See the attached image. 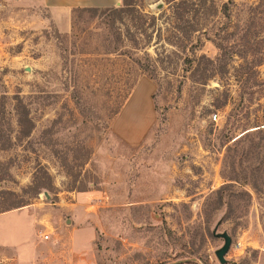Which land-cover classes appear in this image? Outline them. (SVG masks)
<instances>
[{
  "label": "rangeland",
  "instance_id": "obj_1",
  "mask_svg": "<svg viewBox=\"0 0 264 264\" xmlns=\"http://www.w3.org/2000/svg\"><path fill=\"white\" fill-rule=\"evenodd\" d=\"M52 1L0 0L6 123L16 138L15 95L34 123L0 152L10 164L0 192L24 197L34 175L48 188L0 213V264H78L72 224L94 229L80 264H220L223 233L225 264H264V0L208 1L216 12L191 35L192 49L158 47L159 59L154 44L145 50L153 75L82 55L87 35L56 29ZM132 1L155 16L167 8ZM216 43L231 52L226 65L214 62ZM127 79L132 89L113 116Z\"/></svg>",
  "mask_w": 264,
  "mask_h": 264
},
{
  "label": "trees",
  "instance_id": "obj_2",
  "mask_svg": "<svg viewBox=\"0 0 264 264\" xmlns=\"http://www.w3.org/2000/svg\"><path fill=\"white\" fill-rule=\"evenodd\" d=\"M208 1L214 5L213 0H166L167 8L157 16L142 12L132 0H122L119 7L74 8L71 11V35H67V38H77L76 33L79 32L87 35L82 43V55L100 57L99 61L101 62H108L111 57H115L116 60L125 59L137 70L153 75L152 61L145 50L154 44L155 53L159 59L158 47L168 46L172 49L171 54L185 50L186 45H190L192 49L194 43L191 40V35L199 31L198 28L216 12L215 8L206 7ZM229 1L233 3L232 0ZM220 13L224 18H229L226 4L222 5ZM92 25L95 31L91 30ZM95 37V45L92 46ZM154 38L155 42H153ZM259 40L264 44V36ZM71 45L77 47L75 42H71ZM243 45L245 47L248 42H244ZM215 46L220 52L214 61L215 64L226 65L228 55L231 54L230 50L219 43H216ZM139 52H143V58L138 57L137 53ZM86 62H89V58L86 59ZM209 62L212 63L210 60ZM215 71L213 69L209 74H206L200 80L201 84L204 85L210 77H213ZM121 79H123L122 76L118 80ZM118 83L120 87L116 96L113 116L118 114L132 89L130 79ZM7 99L6 95L0 96V152L12 148L14 140L21 141L30 137L34 130L29 106L22 97L15 95L10 100L13 102V112L18 130L16 138L12 137L14 132L9 123H6L4 112ZM4 124L7 125V128L4 127ZM9 165V163L0 162V181L10 177ZM45 175H47L46 172ZM42 189L47 190L48 188L34 175L32 184L22 190L24 197L17 196L10 191L0 192V213L28 205V201L35 198ZM10 197L13 199L10 200Z\"/></svg>",
  "mask_w": 264,
  "mask_h": 264
},
{
  "label": "crops",
  "instance_id": "obj_3",
  "mask_svg": "<svg viewBox=\"0 0 264 264\" xmlns=\"http://www.w3.org/2000/svg\"><path fill=\"white\" fill-rule=\"evenodd\" d=\"M45 1V0H44ZM119 0H53L48 4L50 18L56 29L60 32H67L70 28L71 11L74 8L83 7H114L117 6ZM74 206V205H72ZM76 206V205H75ZM78 214H74V218ZM75 222V220H74ZM72 228V253L78 259L79 263H84L83 256L86 255L87 249L91 247L94 240V229L91 225H73ZM90 264H94L91 260ZM88 262H85L89 264Z\"/></svg>",
  "mask_w": 264,
  "mask_h": 264
},
{
  "label": "water",
  "instance_id": "obj_4",
  "mask_svg": "<svg viewBox=\"0 0 264 264\" xmlns=\"http://www.w3.org/2000/svg\"><path fill=\"white\" fill-rule=\"evenodd\" d=\"M161 6H162L161 4H158L157 8L160 9ZM218 237L223 239L224 243L223 246L215 252V256L220 264H225L226 260L224 259V256L227 254V252L230 249L231 239L226 233L219 234Z\"/></svg>",
  "mask_w": 264,
  "mask_h": 264
},
{
  "label": "built area",
  "instance_id": "obj_5",
  "mask_svg": "<svg viewBox=\"0 0 264 264\" xmlns=\"http://www.w3.org/2000/svg\"><path fill=\"white\" fill-rule=\"evenodd\" d=\"M211 119L215 122L218 119V115L217 114H213L211 116ZM48 238H49V235L48 234L43 236V239L44 240H48Z\"/></svg>",
  "mask_w": 264,
  "mask_h": 264
}]
</instances>
